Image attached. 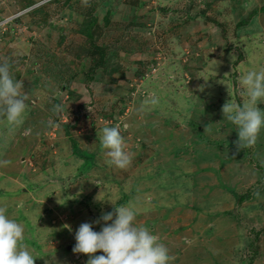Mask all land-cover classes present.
I'll return each instance as SVG.
<instances>
[{
  "label": "rangeland",
  "instance_id": "1",
  "mask_svg": "<svg viewBox=\"0 0 264 264\" xmlns=\"http://www.w3.org/2000/svg\"><path fill=\"white\" fill-rule=\"evenodd\" d=\"M4 61L28 108L19 126L0 117V206L35 264H86L75 232H99L109 199L171 264H264V126L227 151L238 131L222 113L264 68V0H0ZM115 125L125 169L100 146Z\"/></svg>",
  "mask_w": 264,
  "mask_h": 264
},
{
  "label": "clouds",
  "instance_id": "2",
  "mask_svg": "<svg viewBox=\"0 0 264 264\" xmlns=\"http://www.w3.org/2000/svg\"><path fill=\"white\" fill-rule=\"evenodd\" d=\"M11 64L0 63V117L9 126L23 123L28 108V96L21 90L23 81L14 78L10 71ZM206 81L208 78H204ZM243 95L246 97L241 104L233 98L222 106L224 117L237 126L238 140L235 141L237 151L256 144L262 126H264V110L258 107L264 103V68L250 70L240 78ZM203 91V87L200 88ZM230 93V92H229ZM231 95V94H230ZM159 100L153 96L146 100L141 110L147 105H158ZM54 111H60L59 105ZM207 128H205V131ZM101 149L106 156L105 163L125 169L131 158L125 150L126 144L121 134L120 125L105 126L98 132ZM9 160H0V166L10 164ZM259 196V193H255ZM97 201H104L99 195ZM110 212L102 213L93 223L104 221L99 232L93 230L92 223H82L75 232L76 243L74 253L88 255L86 264H171L175 260L168 248L159 242L156 235L143 226L135 223L137 211L134 206H116ZM7 208L0 206V264H35V257L23 243L24 227L7 215ZM111 221V223H107ZM64 227L71 231V226ZM102 251V255H95Z\"/></svg>",
  "mask_w": 264,
  "mask_h": 264
},
{
  "label": "trees",
  "instance_id": "3",
  "mask_svg": "<svg viewBox=\"0 0 264 264\" xmlns=\"http://www.w3.org/2000/svg\"><path fill=\"white\" fill-rule=\"evenodd\" d=\"M236 91H237V90H236ZM239 104L242 105L241 101H239ZM237 140H238V139H237ZM232 142H233V146H228V147H227V151H228V150H232V148H233L234 146H235V148H237V147H236V144H235V140H232ZM239 151H242V150L240 149ZM232 153H233V152H232ZM232 153L230 152V153H228V154L231 155ZM243 153H244V152H243ZM242 155H243V154H242ZM232 156H233V154H232ZM242 198H243V197H242Z\"/></svg>",
  "mask_w": 264,
  "mask_h": 264
}]
</instances>
